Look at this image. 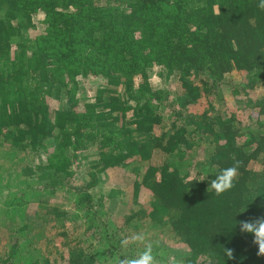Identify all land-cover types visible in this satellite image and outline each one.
<instances>
[{"label":"trees","instance_id":"16d2710c","mask_svg":"<svg viewBox=\"0 0 264 264\" xmlns=\"http://www.w3.org/2000/svg\"><path fill=\"white\" fill-rule=\"evenodd\" d=\"M155 73L175 75L172 85L186 97L154 88ZM90 78L99 80L87 85L91 97L82 90ZM263 117L261 0H0V149L9 151L0 150V158L10 157L0 173L14 169L8 176L23 178L35 167L23 156L42 143L53 146L60 181L79 147H95L101 156L91 165L100 167L96 179L137 157L145 164L134 191L152 192L159 221L175 212L166 241L184 242L192 264H264L252 234L241 233L238 223L264 218ZM66 125L75 129L66 134ZM228 167H236L233 187L218 194L211 180ZM67 181L26 186L37 198L58 190L72 196L69 216L81 223L74 222L55 255L36 241L42 230L15 228L25 216L19 195L0 203V256L9 251L16 264H120L151 244L152 236L115 243L102 219L109 197L100 180L77 190ZM58 209L53 221L62 222ZM99 222V230L86 231ZM108 246L114 255L97 259L95 252ZM153 253L154 264L165 262L166 252Z\"/></svg>","mask_w":264,"mask_h":264},{"label":"rangeland","instance_id":"374dc122","mask_svg":"<svg viewBox=\"0 0 264 264\" xmlns=\"http://www.w3.org/2000/svg\"><path fill=\"white\" fill-rule=\"evenodd\" d=\"M36 20V16H35ZM36 22L39 24L38 20ZM151 84L156 89H169L175 92L176 97H186L185 91L181 87L173 86L175 81V75H172L170 78L160 77L159 74H154L150 78ZM99 80L97 78H90L84 83L83 92H85L89 97H91L94 91L89 90L88 86L94 87L96 83L98 84ZM88 85V86H87ZM225 93V92H224ZM227 93H225L226 95ZM227 104L232 105V99H227ZM178 102H181V99H178ZM48 103L52 110H56L57 101L52 98H48ZM193 109L198 107V110H202V107L199 104H191ZM200 106V107H199ZM264 119V117H263ZM75 129L73 125H66L65 131L66 134L72 132ZM139 139V138H138ZM59 145L65 146L66 142L64 138H59ZM89 146V145H88ZM8 148H2V152L7 151ZM53 146L51 143L45 145L42 143L38 145L32 153L26 152L23 156L22 163H26L27 160H32L35 164V167H29L26 175L23 178L16 179L14 174L8 176L7 173H14V169L9 172L0 173V203L1 205L5 203L7 196H19L23 198L19 200V205L25 207V216L19 220L18 225L15 224V228L18 232L26 229L28 226L32 225L39 232V238L36 241H42L43 245L41 249L46 251V254L54 253L57 247L60 245L59 242L66 234L71 235L72 226L74 222L81 223L80 220L72 221L69 216V212H73L71 206V195L60 192L59 190L55 195H50L47 192H43L44 196L37 198V194L32 190L28 189L26 186H36L37 190H40L45 186L57 187L59 183L66 184L68 179H70V184L72 187L77 190L79 185H86L88 187L92 186L94 181L100 180L104 193L108 195V202L106 204V210L103 212V221L107 225L108 235H111L112 238L118 243L122 238L127 237L126 240L129 245L137 244L136 240H133V237L136 235H143L144 237L152 236L151 239H148V242L153 244L156 254L162 255L164 252L166 259L163 263L157 264H192L190 261V250L184 242H168L167 234L168 231L165 228L167 222H169L172 217L175 216V212L169 211L163 216L160 221L157 217V200L154 199L152 192L144 187L139 186L137 191H134V184L140 181L141 178V167L145 164L144 161H141L137 157H127L124 160V163L121 167H116L115 171L108 173L106 179H96L101 171L95 169L91 166L96 160L101 157L97 155V150L95 147L84 148L79 147V155L77 158L71 157L70 165L67 169L68 172L64 174V179L60 181L59 176L62 174L58 171V163L55 159L50 156L52 153ZM13 151V150H12ZM9 153V151H7ZM69 153V151H68ZM9 156H3L0 158V165L8 160ZM50 162H55V170L53 165ZM119 168V169H117ZM89 173L90 177L94 176V179L91 181H80L82 174ZM60 183V184H61ZM35 189V190H36ZM33 193V197L31 194ZM21 202V204H20ZM18 203V202H16ZM61 208L64 211L65 215L61 219L62 222L53 221V215L56 210ZM33 221L30 224V221ZM48 220V221H45ZM98 222V221H97ZM152 222L155 223L157 227H153ZM13 227V226H12ZM97 227V230L102 227V224L99 222L96 225H91L86 230L88 233L92 232L93 229ZM99 227V228H98ZM1 229L3 227L1 226ZM9 229V227H8ZM16 230H14L15 232ZM4 232V231H3ZM1 236V235H0ZM43 236V237H42ZM2 237V236H1ZM3 238H0V247L4 243ZM125 240V241H126ZM15 238L12 240V244L15 243ZM24 244L25 247H28V241ZM6 243V242H5ZM105 245V242L100 246ZM99 246V247H100ZM3 247V246H2ZM62 247V254L64 253ZM133 251L136 248L132 249ZM7 252V251H6ZM113 250L108 246L106 249L95 252L97 259L105 258L109 253L113 254ZM154 254V253H153ZM55 255V253H54ZM114 255V254H113ZM47 255L43 256V259L48 261ZM109 259H112L113 256L110 255ZM24 262V261H22ZM49 260V264H50ZM21 263V262H19ZM0 264H16L14 263L10 252L4 253L0 256ZM53 264H65L64 261H59L56 259Z\"/></svg>","mask_w":264,"mask_h":264},{"label":"clouds","instance_id":"9594fccd","mask_svg":"<svg viewBox=\"0 0 264 264\" xmlns=\"http://www.w3.org/2000/svg\"><path fill=\"white\" fill-rule=\"evenodd\" d=\"M261 6L264 7V0H261ZM235 176L236 167L222 169L215 178L211 180L210 186L216 193H222L233 187ZM204 180H207V177H205ZM238 223L241 233L252 234L253 243L256 244L258 248L257 254L264 255V218L257 217L252 220H242ZM133 240L144 241L145 237L143 235H136L133 237ZM224 255L228 258H232L233 250L231 248H224ZM120 264H154L153 246L151 244H145L143 250L137 252L134 256L120 261Z\"/></svg>","mask_w":264,"mask_h":264}]
</instances>
